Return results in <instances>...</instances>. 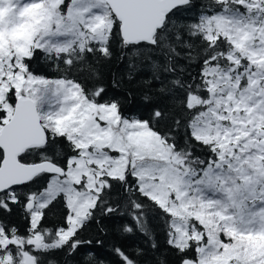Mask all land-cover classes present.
I'll list each match as a JSON object with an SVG mask.
<instances>
[{
	"label": "snow or ice",
	"instance_id": "snow-or-ice-1",
	"mask_svg": "<svg viewBox=\"0 0 264 264\" xmlns=\"http://www.w3.org/2000/svg\"><path fill=\"white\" fill-rule=\"evenodd\" d=\"M109 237L264 264V0H0V264H108L82 246Z\"/></svg>",
	"mask_w": 264,
	"mask_h": 264
},
{
	"label": "trees",
	"instance_id": "trees-1",
	"mask_svg": "<svg viewBox=\"0 0 264 264\" xmlns=\"http://www.w3.org/2000/svg\"><path fill=\"white\" fill-rule=\"evenodd\" d=\"M36 67L38 70L43 71L44 73L51 74L50 70L47 69V67L43 65V63L36 65ZM124 111L126 113L140 115L144 113V102L140 99V97H136L131 103L125 105ZM21 230L23 231V227H21ZM91 235L92 233H88L85 235V238H90ZM159 239L162 244V233H159ZM112 242L113 241L111 240V237H109L105 239L104 245H97L94 242L91 245H83L82 247L85 251H90L96 254L98 257L108 261V264H116L115 257L111 255ZM119 243L126 251L131 254L136 247L141 246L143 244V240L140 237L135 236L131 238H122Z\"/></svg>",
	"mask_w": 264,
	"mask_h": 264
}]
</instances>
